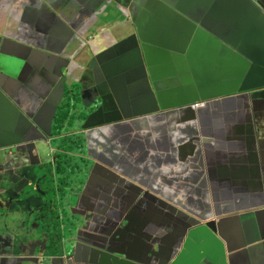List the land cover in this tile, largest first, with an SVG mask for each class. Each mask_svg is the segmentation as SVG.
Returning a JSON list of instances; mask_svg holds the SVG:
<instances>
[{
    "label": "crops",
    "instance_id": "crops-1",
    "mask_svg": "<svg viewBox=\"0 0 264 264\" xmlns=\"http://www.w3.org/2000/svg\"><path fill=\"white\" fill-rule=\"evenodd\" d=\"M168 2L184 6L193 18L209 22L217 33L225 37L231 36L232 33L240 34L239 30L247 31L249 21L254 22L250 11L239 8L237 0H168ZM131 4H134L132 14L134 31L138 29L137 24L141 25V31L153 39L158 38L160 43H164L162 39L164 38L165 48L161 47L163 52H172L180 47L179 27L172 24L166 11L157 10L153 0H0V34L39 45L44 53L63 52L62 55H55L51 59L58 71L69 67L72 56H77L76 60L70 63V70L77 71L80 63H88L85 69L79 73L77 71L75 77L85 78L89 82L100 78L104 80L101 65L106 63L105 60L108 58H102L101 62H91L89 56H78L76 52L84 45L88 46L89 53L94 56L105 52L111 45L121 40L125 32L121 31L120 22L126 18L120 6ZM112 6L116 7L117 15L110 11ZM63 13L67 14V26L60 20ZM53 14H58V17ZM66 29L80 36L82 43L77 42L73 48L62 46L61 37ZM206 51L209 53V47ZM191 52L200 54L203 53V49L193 44ZM222 61L215 56L214 67L219 68ZM170 62L162 64L167 66ZM44 73L49 74L47 70H44ZM44 73L31 63L26 69L24 79L42 85L45 83ZM117 84L123 85L125 82L118 79ZM45 88L46 83L39 94H43ZM16 93V99L22 109L32 108L28 94ZM122 96L127 98V95ZM132 96L138 100L140 91L135 89ZM47 100L48 97L45 96L42 104L46 105ZM214 102L225 101L220 99ZM202 107L172 110L141 119L134 131L133 149L126 140L128 130L125 129L124 141L122 143L118 139L116 147L119 160L124 161V172L110 159L108 148L114 143L110 141L106 131L94 133L87 140L89 154H92V149H99L107 156V160L93 158L90 161V170L84 180L85 186L87 184L86 191L80 199V209L84 213L96 214L99 227L110 230L108 235H112L113 238L116 236L115 230L121 229L117 233L119 235L117 240L109 238L113 239L115 251L137 260L149 259L150 253L165 257L162 251L158 252V247L167 249L173 236L180 232L182 213L200 214L197 210L210 205L213 199H224V195L230 198L241 196L243 199L250 197L249 194L252 192L264 189V144L256 150H242L230 138L218 139L217 136L220 134L218 128L209 132L206 126L199 122V119L206 115L215 116L216 119H223L227 115L235 124L234 127L223 128L221 131L228 136L231 130L235 132L244 128L242 123L244 115L227 110L202 112ZM251 126H254L252 120ZM256 152L260 161L255 167L251 159ZM247 154L248 163L240 156ZM1 163H6L4 158ZM117 172L124 179L121 177L117 179ZM135 187L151 192L159 202L138 204L135 199L137 196ZM9 188L11 192L16 190L11 189L13 188L11 186ZM160 198L176 205L177 209ZM241 200L229 205L228 211H216L210 205L206 216L207 221L223 220L221 234L234 248H241L264 235V220L256 219V225H253L252 219L246 216L252 211L263 209L264 203L252 208V205L243 204ZM29 211L33 209L26 212L31 213ZM31 214L36 217L35 214ZM121 215L124 216L123 219ZM115 218L121 225L115 224ZM128 218L134 221L133 227L125 223L124 219ZM122 224L125 227L121 228ZM262 224L263 229H260ZM258 229L260 233L257 232ZM97 241L104 244L102 240ZM263 252L264 248L252 253L233 254L231 264H247L251 258L256 264H264ZM58 260L52 261V264H66L65 261L61 262L62 259Z\"/></svg>",
    "mask_w": 264,
    "mask_h": 264
},
{
    "label": "water",
    "instance_id": "water-1",
    "mask_svg": "<svg viewBox=\"0 0 264 264\" xmlns=\"http://www.w3.org/2000/svg\"><path fill=\"white\" fill-rule=\"evenodd\" d=\"M153 3L158 9L166 11L170 15L172 24L179 27L180 47L172 52H163L161 47L165 48L164 38L163 44L158 43V40L153 43L148 36H143L138 30L116 42L105 52L97 54L95 57L100 60L102 56L110 55V62L103 66L108 84L94 85L96 94L101 98L97 110L115 109L117 97L111 86V79L122 77L124 71H128L126 75L130 78V85L138 87L142 93L140 101L142 117L172 110L182 111L199 103H202L204 108L215 103L214 100L226 101L233 95L264 88V0H237L238 6L250 11L254 22L249 21L247 31L239 30L240 34L232 33L228 37L217 33L209 22L193 18L182 5H174L168 0H153ZM127 18L120 27L122 32H126L128 27ZM8 41H10L8 38L0 35V58L6 57L10 60L4 65L0 59L2 69L0 79L4 80L2 82L22 88L20 76L24 67L29 61L38 64L44 53L39 48L17 42H13L15 44L8 50L9 52H4ZM76 42V38L63 39V46L73 48ZM193 44L203 49V53H192ZM207 47L209 53L206 51ZM52 55L46 54L40 65L50 73L56 69L50 61ZM215 56L223 60L219 68L214 67ZM16 61L23 65L19 67ZM163 62L170 64L163 66ZM2 82L0 81V110L4 111V131L0 133V138H4L1 140L6 142L8 138L15 137L17 131L22 132L20 126L26 120L33 122L38 130L43 131L24 110L18 107L17 101L7 93ZM90 118L86 119L83 128L93 125L91 121L89 122ZM249 118L254 123L251 134L255 138L251 144L243 139L242 129L233 132L234 142L242 150H256L264 142V113H251ZM9 126H11L10 133ZM15 127H19V130H15ZM1 147L4 150L7 148L6 145ZM240 156L245 158L246 163L249 162L248 154ZM259 161L256 152L251 163L256 167ZM147 194L159 202L151 192L142 190L138 194L139 201H144ZM239 199L238 196L229 201L213 199L209 204L214 210L220 211L225 210L230 202ZM70 203V199H65L63 208L59 210L61 215L54 218L50 217L51 210L48 213L39 210L34 217L24 211L20 203H14L13 207L2 211L0 264H52V260L59 254L72 259L69 260L73 264H231L233 254L252 253L264 248V235L241 248L232 247L229 240L221 234L223 220L207 221L210 205H205L197 210L200 214L182 213L180 232L173 236L167 249L158 247V252L162 251L165 257L150 253L149 259L137 260L115 251L112 248L113 244L106 239H103L105 244L98 242L96 240L98 236L91 234L95 221L85 214L75 213L70 217H63L62 212L69 208ZM170 205L177 209L176 205L172 203ZM260 212L264 213V208L246 215L252 219L253 225H256ZM257 232L260 233L259 229ZM72 263L68 262V264ZM247 264H256V262L251 258Z\"/></svg>",
    "mask_w": 264,
    "mask_h": 264
},
{
    "label": "clouds",
    "instance_id": "clouds-1",
    "mask_svg": "<svg viewBox=\"0 0 264 264\" xmlns=\"http://www.w3.org/2000/svg\"><path fill=\"white\" fill-rule=\"evenodd\" d=\"M101 7H102V5H100V9H101ZM121 10L124 13L125 18H126V10L124 8ZM53 15H55V17H58L57 16L58 14H53ZM66 16H67V14H65V13L60 15V20L64 24V26L68 25L66 23ZM123 21H121L120 23L122 24ZM120 27H121V25H120ZM0 35L4 36V37L8 38V40H10L6 43L5 48L6 47H8V48L7 49L4 48V52L5 51L9 52L8 50L12 49L13 44H15L16 42L20 43V44H25L28 46H34V47L39 48L41 50L39 45L31 44L29 42H24V41H21L20 39H14L13 37H10L7 35H3V34H0ZM68 37L76 38L77 42H79V43H82V41H83L80 36L75 35V32H71V31H69V29H66L63 32V35L61 37L62 46H63V39H65V40L70 39ZM123 38H125V36ZM13 42H15V43H13ZM161 44H163V43H161ZM113 45H111V46H113ZM162 50L163 49H161V51ZM44 54L40 57V62L38 64L35 61H29L27 63V65L24 67L23 72L21 73V76H20L21 82L23 83L22 88H19L15 85H10L8 82H2L4 80L0 79L3 87L7 91V93L12 95L16 101H17V99H16L17 93L16 92H22L24 94L29 95L30 100H31L30 104H31L32 108H29L27 110L33 109L34 111H33V115L28 116V117L31 118L32 120H34L36 122V124L43 129V131L38 130V127L33 122L26 120L25 123L22 126H20L22 132L17 131L15 137L8 138L6 142L1 140L4 137L0 138V146L1 145L7 146V148H5V150L3 147L0 148V153H1L2 159L4 158L6 163L8 162L7 157L12 154L11 150L16 152L15 149L17 147H21V146L29 144V143H32L34 145V150L37 153H48V154L57 153L61 157H64L66 154H68L71 151V148L67 147V143L69 141H71V139L74 138V136H76V134H77L76 131H74V130L70 131V129H68L66 126L62 127L61 131L59 133V136H58L60 138L58 141V144L55 146H52V145H50V141H49L51 139V135H52L51 127H50L52 119L47 120V122H45L46 127H44V126H42V122H38L34 118V116L38 115L40 112H43L47 109H51L53 111L57 107H61V108H65V109L73 108V103L71 101H69V99L73 96L74 93L81 92V90H85L86 93H94L95 94V97H94L95 101L91 102L88 105L83 106L84 115L81 118V120L79 121L80 123H82L81 128H80L81 132L84 133V132L90 130L91 128H94V127L99 126V125H103L101 122H94L95 116L103 110H96L95 112H91V113H90V111H94L95 109H97L101 103L100 95L96 94V91L94 89V85L96 83H105L106 85L108 84V82L106 80L107 76L104 72L103 66L110 62V55L102 56L103 58L104 57L108 58L105 60L106 63L101 65L105 79L103 80L100 78L99 80H94L92 82H89L85 78H79L77 76L75 77V74L77 73V71L79 73L82 69H85L88 62L87 63H80L77 71L70 70L71 61L76 60V57H77V56L73 55L72 60L69 62V67H66L63 70H59V71L57 69H55L54 72H51V73L49 72V74H45L44 69L40 66L41 62L45 59L46 54H53V53H44ZM62 54H63V52H60V55H62ZM60 55H57V56H60ZM76 55H78V56L82 55V56H87V57L89 56L88 59L91 62H94V61L101 62L102 61L100 59H96L95 56L97 54L92 56V54H90L88 51V46H84V45L81 48H79V50L76 52ZM53 57H55V54H53L51 56L50 61H51V59H53ZM0 59H1L2 64H4V65L7 64L8 61H10L9 58H6V57H1ZM12 61H15V60H12ZM16 63L19 65V67H21L23 65L19 61H16ZM31 63L36 65L37 67H39L43 71V73L45 75L44 77H50L51 78L49 81H45L46 88H47V85H49L47 90L45 88L44 93L36 95L34 100H32V98H31V93H32L31 86H40L42 89V87L45 85V83L42 85H38V84H35L32 82H28L27 80L24 79L26 69L30 66ZM51 63L54 64L52 61H51ZM0 70H2V69L0 68ZM122 70L123 69L121 68V74H122ZM57 71L59 72V74H57ZM127 73H128V71H124L122 74L123 75L122 77L111 79L112 80L111 86L115 90V93H116L115 95L117 97V99L115 98L116 99L115 101H117V104L115 102L116 108L114 110H111V111H116V110H120L123 108L135 110L134 114H132L130 116H126L124 119H126L128 122L129 119H131L132 117H136L138 119L137 120L138 124H139L141 119L165 113V112H163V113H159V114H148V115L143 116V117L140 115V113L142 112V109L140 107V104H141L140 101L142 98V93L138 87H133L134 85H130V78L127 77V75H126ZM118 79L121 82H125V84L118 85L117 84ZM24 85H25V87H24ZM135 89H138L140 91V96H139L138 100L136 98H134V99L132 98L133 97L132 95L134 94ZM122 95H127V98H125L126 96H124V98H123ZM236 95H238V94H236ZM45 96L48 97L46 105L42 104V101H44ZM233 96H235V95H233ZM52 99H53V101H52ZM54 99L56 100L55 102H54ZM228 100H229V98L226 101H228ZM17 105L20 109H22L19 106L18 101H17ZM211 105H214V103L209 104V106H211ZM209 106H206L204 108H207ZM196 107H202V103H199L193 107H190V109L196 108ZM204 108H201V109H204ZM22 110H24L25 112L27 111L25 109H22ZM3 112L0 110V133H2L4 131ZM103 112H110V111H103ZM89 117H91L89 122L91 121L93 125L83 128V125L86 123L85 122L86 119L87 118L89 119ZM247 117H249V115ZM107 121L108 122H106V124H111V123L121 121V119L107 120ZM29 126L34 128L38 133H40L42 135V137L38 138L36 140L35 139H23L22 136L27 131L26 127H29ZM17 129L19 130V127H15V130H17ZM10 130H11V126H9V133H10ZM251 132H252V129H251ZM94 133H96V131L93 132V134ZM14 138H17V140L16 141L13 140ZM11 143H13V144L10 145ZM261 144L263 145L264 142H262ZM88 156L92 158L91 154H88ZM88 173L89 172H85L81 176V178H79V179L73 178L72 176H70V174H67L65 177H63L64 184H60L58 181L59 178H57L54 174H50L48 176H43L42 178L39 179V178H37V171L32 169L29 173L25 174V178H26L25 187H26L27 193H29V195L38 194L41 197H48L49 200L42 203V204H39L38 206H32V205L27 206V205H25V203L23 201L12 200L11 198H8L7 200H9L10 203L12 202V204L20 203L23 206L24 211H28V209H33V211H29L33 214H36L39 210H42L44 213H48V211L51 210L52 214L50 217L54 218V217H58L61 215L59 210H61L63 208L64 200L70 199L71 203L69 205V208L64 209V211L62 212L63 217H70L72 214H75V212H73L72 209L75 208L77 205L79 195L82 193V189L85 187V181L84 180L87 177ZM121 177H122V179H124L123 176H121ZM17 185H18L17 177L16 178H10L6 174V169L0 170V200L4 199L5 194H7V192H11L9 186L13 187L11 189H14V188L17 189ZM262 190H263V188H262ZM140 191H141L140 189L135 187V192L137 195L135 199H136L137 203L144 205V204H150L153 202H157V201L153 200L148 194L146 195L144 201H139L140 197L138 196V194ZM238 197L242 198L241 196H238ZM239 200L233 202V204L237 203ZM229 205H231V203H229L227 205L225 211H228L227 208ZM76 214H79V213H76ZM84 214H86V213H84ZM79 215H81V214H79ZM258 215L261 216V217H258V219L262 220V217L264 216V214L259 213ZM95 216H96V214H95ZM93 221H95V220H93ZM125 222H126V224H128V222L126 220H125ZM123 227H125V226L123 225ZM260 229H263V224L260 227ZM109 231L110 230H107V229H101L99 227V223L97 221H95L94 225L91 229V234H93L95 237L98 236V238L96 240H102V241H103L102 237H99V236H104L106 238V240L110 241L111 244H113L114 243L113 239H109L110 237L113 238L112 235H108ZM115 238H116V236H115ZM114 240H117V239H114ZM112 247H113V245H112ZM58 258L62 259L61 262L65 261L66 264H68V262L72 263L70 261L72 259L68 258L64 254L57 255V257L52 261H59Z\"/></svg>",
    "mask_w": 264,
    "mask_h": 264
},
{
    "label": "flooded vegetation",
    "instance_id": "flooded-vegetation-1",
    "mask_svg": "<svg viewBox=\"0 0 264 264\" xmlns=\"http://www.w3.org/2000/svg\"><path fill=\"white\" fill-rule=\"evenodd\" d=\"M57 74L59 72L57 71ZM45 81H49L50 77H44ZM59 88V87H58ZM32 93L31 98L34 100L35 96L38 95L41 91L40 86H31ZM16 95V94H15ZM95 94L94 93H86L85 90H81V92H76L73 94V96L69 99L73 103V108L71 109H65L61 107H57L53 111L51 109H47L43 112H40L38 115H35L34 118L38 122H42V126L46 127L45 122L47 120L52 119L50 127H51V139L50 145L55 146L58 144L59 141V133L61 131V128L66 126L70 131L74 130L76 131V136L71 139L67 143V147L71 148V151L66 154L64 157L59 156L57 153H37L34 150V145L32 143L23 145L21 147H17L15 149L16 152L11 150L12 154L9 155L8 162L6 164L1 163L2 156L0 153V170L6 169V174L10 178H16L18 179V185L17 189L14 192H7L5 194L4 199L7 200L8 198H11L12 200H21L25 203V205L29 206H38L39 204H42L49 200L48 197H41L38 194H32L29 195L26 191V178L25 174L29 173L32 169L37 171V178H42L43 176H48L50 174H54L57 178H59V183L64 184L63 177H65L67 174H70L73 178H81V176L85 172H89L90 170V161L92 158H96L99 160H107V156H105L104 152L100 151L99 149H92V158L88 156L90 150L87 147L88 143L87 140L91 138L93 132L96 131V133H100L101 131H106L108 133L109 139L111 142L114 143V145L110 144L108 151H110V159L115 163L116 167L119 170H122L124 172V161L119 160L118 157V150H117V143L118 139H120L123 143L124 137L123 133L125 132V129L128 130V136L126 137L127 142L129 143V146L131 149L135 146V138H134V131L137 129V118L132 117L127 122L126 119H124L126 116H130L134 114L135 110L131 109H120L116 111H110V112H99L94 118V122H101L103 125L96 126L94 128H91L90 130L82 133L80 128L82 123L79 121L84 115L83 106L88 105L91 102L95 101ZM53 101V99H52ZM56 100L54 99V102ZM29 103H31V100L29 99ZM33 104V103H32ZM219 105L222 110H227L231 107L232 104L235 105L234 112L237 114H243L244 115V121L242 122L245 126L243 128V139L248 142V144H251L255 138L253 134H251V129L254 126H251V119L247 117L249 114H263L264 113V88L252 90L245 93H240L238 95H235L231 98H229L228 101H225L223 103L216 102L214 105ZM97 109L91 112H95ZM33 109L27 110L26 113L28 116L33 115ZM173 118V117H171ZM121 119V121L106 124L108 122L107 120H116ZM26 133L22 136L23 139H38L41 138L42 135L38 133L34 128L32 127H26ZM13 140H17V138H14ZM115 146V147H114ZM96 164H94L95 166ZM122 175L117 172L116 178L120 179ZM122 179V177H121ZM87 186V184H86ZM86 186L82 189V193L79 195V199L77 202V205L75 208L72 209L73 212L84 214L83 211H81L80 206V199L82 195L86 191ZM250 197L247 198H240L241 203L243 204H250L252 205V208H257L261 204L264 203V189L257 192H252L249 194ZM230 196L224 195V199L219 200H225L229 201ZM83 201V198L81 200V203ZM233 204V202H230ZM139 204V203H138ZM14 204H8V205H0V213L4 211L7 208L13 207ZM28 208V207H27ZM85 216L90 217L92 220L97 221V217L95 214H88L86 213ZM124 216L121 215V219H123ZM115 224L118 223L121 225V222L115 218ZM127 221L131 227L134 226V221L131 218L124 219V221ZM262 220H264V216L262 217ZM126 223V222H125ZM128 225V224H127ZM123 227V224L121 228ZM121 229L118 228L115 230L116 238L118 239L119 235L117 234L120 232ZM102 239H106L104 236ZM113 248V247H112Z\"/></svg>",
    "mask_w": 264,
    "mask_h": 264
},
{
    "label": "rangeland",
    "instance_id": "rangeland-1",
    "mask_svg": "<svg viewBox=\"0 0 264 264\" xmlns=\"http://www.w3.org/2000/svg\"><path fill=\"white\" fill-rule=\"evenodd\" d=\"M150 1V0H149ZM121 7V9H125L126 10V17H128L127 18V22H126V24L128 25V27L126 28V32H125V37L127 36V35H129L130 33H136L138 30H142L141 29V25H137L136 24V27L138 28L136 31H134L133 30V28H132V26H135L134 25V21H133V9H134V4H131V5H121L120 6ZM157 8V10H159L158 9V6L156 7ZM239 8H241V6H239ZM101 9H102V7H101ZM110 11L111 12H113L114 14H116L117 15V11H116V7H111L110 8ZM124 21H126V19L124 20ZM122 25V24H121ZM129 28H131L130 30H129ZM141 33H142V35L143 36H148V35H146L143 31H141ZM150 39H151V41L154 43V42H156V40H158V43H160L159 42V39L158 38H151L150 36H148ZM161 44V43H160ZM115 108H116V106H115ZM234 108H235V105L234 104H232L231 105V107L229 108V109H227V111H232V112H234ZM212 110H215V111H221L222 109H221V107L219 106V105H211V106H209V107H207V108H204L203 110H202V112H210V111H212ZM235 113V112H234ZM237 114V113H236ZM242 115V114H241ZM199 122L202 124V125H205L206 126V128L209 130V132L210 131H212L214 128H218L219 129V131H220V134L217 136V138L218 139H224V138H230V140L231 141H235L234 140V138H235V135H234V133H233V131L231 130L230 131V134H228V136H225L226 134H223V133H221V131L223 130V128H227V127H234L235 126V124H234V122H232L231 120H229L228 118H227V115H226V117L225 118H223V119H216L215 118V116H204V117H202V118H200L199 119ZM43 147V146H42ZM10 203V201L9 200H5V199H2V200H0V205L1 206H3V205H7V204H9Z\"/></svg>",
    "mask_w": 264,
    "mask_h": 264
}]
</instances>
